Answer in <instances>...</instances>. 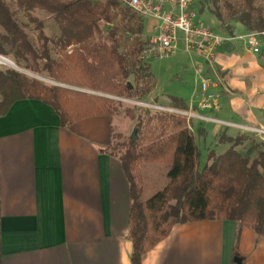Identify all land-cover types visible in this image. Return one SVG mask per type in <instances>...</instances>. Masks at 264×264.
<instances>
[{"label": "crops", "instance_id": "0c3cea01", "mask_svg": "<svg viewBox=\"0 0 264 264\" xmlns=\"http://www.w3.org/2000/svg\"><path fill=\"white\" fill-rule=\"evenodd\" d=\"M149 21L150 35L155 21ZM262 53L237 42L220 47L209 64L187 53L197 85L181 98L185 110L264 128ZM205 75L203 108L196 90ZM144 99L170 107L169 97L160 103L154 87ZM113 118L94 115L62 127L50 105L29 98L14 101L0 116V264H131V198L119 156L109 150L119 133ZM190 124L203 164L210 152L219 155L230 146L218 142L219 134L248 135L198 118ZM246 147L243 142L235 149L244 153ZM234 258L264 264V236L215 219L173 225L141 264H237Z\"/></svg>", "mask_w": 264, "mask_h": 264}, {"label": "trees", "instance_id": "16d2710c", "mask_svg": "<svg viewBox=\"0 0 264 264\" xmlns=\"http://www.w3.org/2000/svg\"><path fill=\"white\" fill-rule=\"evenodd\" d=\"M16 2L25 9L33 6L47 9L55 15L61 27L63 52L59 60H53L44 45L39 52L33 49L26 34L0 0V28L5 34L0 33V43L7 40L19 56L27 53L32 58L41 59V70L47 73L48 78L60 84L125 98L138 94L144 98L153 88L151 83L138 93L128 81L133 68L148 71L149 66H144L137 59L129 67L120 51L121 44L114 27L106 31L109 43L90 42L94 32L101 35L99 21H112L114 16L110 9L116 5V0L94 4L86 0ZM223 3L231 14L237 12L227 0H223ZM245 6V11L238 12V21L247 31H264V16L256 12L252 0H245ZM214 17L222 20L218 10L214 11ZM135 28L139 34L141 24H136ZM142 45L140 41L137 43V53H140ZM0 94V116L16 100L38 99L54 109L62 127L94 115L110 119L117 109L110 98L47 85L15 70L0 71ZM170 100L173 107H187L179 97L170 96ZM159 114L155 115L154 125L151 124L152 117L145 122L138 118L136 127L143 125L142 134L120 142L123 152L119 159L131 198L128 213L132 245L130 263L141 264L142 255L165 238L175 224L233 220L264 236V142L253 140L244 132L234 137L219 134L218 142L230 146L219 155L210 152L207 162L198 168L199 151L187 120L176 114ZM126 115L134 118L130 109H126ZM120 137L119 133L112 135L113 139ZM246 141L250 142L244 153L235 149ZM253 152L254 156L250 157ZM147 166H162L165 180L159 187L150 188L142 194L145 182L139 177V168Z\"/></svg>", "mask_w": 264, "mask_h": 264}, {"label": "rangeland", "instance_id": "374dc122", "mask_svg": "<svg viewBox=\"0 0 264 264\" xmlns=\"http://www.w3.org/2000/svg\"><path fill=\"white\" fill-rule=\"evenodd\" d=\"M1 1L8 8L12 18L15 20L18 26L26 34L29 43L36 52H39L44 45L51 59L59 60L61 58L63 52L62 45L60 43L62 39V32L61 27L57 22L58 20L55 18V15L52 12L38 6L25 9V7L18 5L16 0ZM66 1L67 0H62V2ZM86 1L94 4L96 2H103L104 0ZM227 1L231 5V8H235L237 11L236 13L231 14L230 11L224 6L223 0H197L194 5L202 21L214 28L219 34L227 38L225 39L222 47H226L232 42L243 43L244 36L250 32L245 29V26L240 21H238L237 18L238 12L245 11L247 8L245 6V0ZM252 6L256 12L264 16V0H252ZM110 10L112 16H114L112 21H99L98 26L102 31L101 35H97L94 32L90 42L95 43L99 41L109 43L106 31L109 28L114 27L115 32L120 40V51L126 57L129 67H131V62L137 59H140L144 66H149L148 71H144L140 68H133L131 70V75L129 76L128 81L135 86V88L138 90V93H141L145 86H148L152 83L154 85L153 87L156 91V95H159L160 103H168L165 102V99H168V97L170 99V96L186 99V97L191 94V89H193L194 85L196 86L197 83H195L194 80V67H192V64L190 63V61L193 60V57L189 56L183 50L182 42L180 41L174 54L169 57L161 59L157 58L156 56H152L147 59H143L141 55L142 49L150 43L148 34L150 29L148 27L151 21H149L148 18H143L133 13L123 5L122 0H116V5ZM215 10H218L221 13V21L215 19ZM138 23L141 24V32L139 34L135 32V27ZM0 33L5 35L2 28H0ZM4 38H6V36H4ZM262 38H264V36H262ZM139 41L143 45L140 53H137L135 48H137V43ZM0 47L2 51L0 52V55L11 60L19 68L16 69L15 67H12L8 64L0 63V71L5 73L8 70H15L21 74H24L29 79H37L44 84L54 85L53 83L55 81L48 78L47 73L41 70L43 64L41 59L32 58L31 55L27 53H24L23 56H19V53L17 54L15 48L7 40L1 41ZM262 51H264V49H262ZM194 55L196 54H193V56ZM259 57H264V53L260 54ZM25 66H28V68ZM23 70L26 71V73ZM204 77H206V75ZM60 85L74 92L91 91L95 94H101L99 96L110 98L116 103L117 109L113 113L114 118L112 124L113 130L119 132L121 137L113 139L112 144L109 147L110 152L114 155L119 156L120 153L123 152L122 147L120 146L121 141L127 140L132 134H134L135 137L142 134L143 125L139 128L136 127L138 118H142L145 122L148 120V118L152 117L151 124L154 125L156 121L155 115H160L158 111L149 109L148 107H145L143 104L139 103L153 101L151 99L146 100L142 98L140 96L141 94H138L139 96L125 98L109 95L101 91H94L66 84ZM196 94L201 96V91L196 90ZM169 104L170 107H173L171 100ZM126 109H130L132 111L134 116L133 119L126 115ZM191 119L192 118L187 120L189 121V124ZM190 129L191 124L189 130ZM245 132L248 134L249 138L257 142H264V135H259L248 131ZM249 142L246 141V146L249 144ZM254 154L255 152L251 153L250 157H253ZM203 165V161H200V163H198V168H201ZM140 168L139 177L145 182H143L145 184L143 190L145 191L142 190V194L148 192L147 190H150V188L159 187L165 180L164 169L162 166H147L145 168ZM147 184L148 186H146Z\"/></svg>", "mask_w": 264, "mask_h": 264}, {"label": "built area", "instance_id": "2783aa9c", "mask_svg": "<svg viewBox=\"0 0 264 264\" xmlns=\"http://www.w3.org/2000/svg\"><path fill=\"white\" fill-rule=\"evenodd\" d=\"M196 1L122 0L123 5L136 15L155 21L152 28L153 33L149 35L150 43L141 52L143 59L152 56L161 59L169 57L174 54L181 41L186 53L201 56L208 63L214 60L215 54L227 38L202 21L194 7ZM262 36H264V31L249 32L244 36L243 43L250 52L259 54L264 47ZM208 83L209 78L199 77V91H201V106L203 108L207 107L204 100L206 96L209 97L205 93ZM139 103L154 111L180 115L186 120L198 118L204 121L233 125L243 131L264 135V128L261 127L226 122L215 117L196 114L190 110L163 106L154 101ZM187 126L190 128L188 121Z\"/></svg>", "mask_w": 264, "mask_h": 264}, {"label": "bare ground", "instance_id": "6f19581e", "mask_svg": "<svg viewBox=\"0 0 264 264\" xmlns=\"http://www.w3.org/2000/svg\"><path fill=\"white\" fill-rule=\"evenodd\" d=\"M0 63L1 64H8L12 67H15L16 69H19L11 60H9L8 58H5L3 56L0 55ZM24 71V70H23ZM26 73V71H24Z\"/></svg>", "mask_w": 264, "mask_h": 264}, {"label": "water", "instance_id": "95a60500", "mask_svg": "<svg viewBox=\"0 0 264 264\" xmlns=\"http://www.w3.org/2000/svg\"><path fill=\"white\" fill-rule=\"evenodd\" d=\"M53 84H54V85L56 84V85H58V86H62V85H60V83H55V82H54ZM62 87H64V86H62ZM82 92L95 94V93H93V92H91V91H82ZM96 95H101V94H96ZM154 102H157V99H155ZM131 137H135L134 134H132ZM234 262L237 263V264H239V260H238V258H234Z\"/></svg>", "mask_w": 264, "mask_h": 264}]
</instances>
